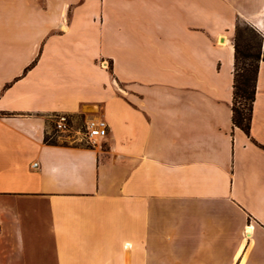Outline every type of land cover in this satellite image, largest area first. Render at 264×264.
<instances>
[{
    "label": "crops",
    "instance_id": "1",
    "mask_svg": "<svg viewBox=\"0 0 264 264\" xmlns=\"http://www.w3.org/2000/svg\"><path fill=\"white\" fill-rule=\"evenodd\" d=\"M238 22L264 39V0H0V264H264V60L246 134Z\"/></svg>",
    "mask_w": 264,
    "mask_h": 264
},
{
    "label": "trees",
    "instance_id": "2",
    "mask_svg": "<svg viewBox=\"0 0 264 264\" xmlns=\"http://www.w3.org/2000/svg\"><path fill=\"white\" fill-rule=\"evenodd\" d=\"M249 26V25H248ZM258 36V48L264 47V39L251 27ZM244 39V46L241 40ZM235 63H234V91L232 104V120L234 125L246 134L250 133L253 105L255 101L257 74L259 63L264 57L261 53L252 52L253 46L245 40L237 25L234 34Z\"/></svg>",
    "mask_w": 264,
    "mask_h": 264
},
{
    "label": "built area",
    "instance_id": "3",
    "mask_svg": "<svg viewBox=\"0 0 264 264\" xmlns=\"http://www.w3.org/2000/svg\"><path fill=\"white\" fill-rule=\"evenodd\" d=\"M101 66L109 67L106 60L101 61ZM54 128L57 133L74 134L75 141L92 144L104 138L108 134V124L104 119L90 120L83 125L75 126L72 118L67 114H58L55 116ZM245 234H250V228L245 230Z\"/></svg>",
    "mask_w": 264,
    "mask_h": 264
},
{
    "label": "rangeland",
    "instance_id": "4",
    "mask_svg": "<svg viewBox=\"0 0 264 264\" xmlns=\"http://www.w3.org/2000/svg\"><path fill=\"white\" fill-rule=\"evenodd\" d=\"M240 26V32L243 34L245 40L249 41L250 44L253 46L252 48V52L257 53L260 52L261 53V57H264V47L262 46V48H258V41L259 38L258 36L251 30V28H249L248 24L244 23V22H238V24ZM12 30H17V29H12ZM244 39L241 40V45L242 47L244 46Z\"/></svg>",
    "mask_w": 264,
    "mask_h": 264
}]
</instances>
